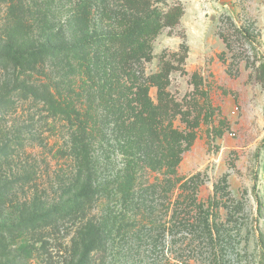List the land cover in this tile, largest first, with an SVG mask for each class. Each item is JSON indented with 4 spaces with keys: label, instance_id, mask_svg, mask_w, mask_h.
<instances>
[{
    "label": "rangeland",
    "instance_id": "374dc122",
    "mask_svg": "<svg viewBox=\"0 0 264 264\" xmlns=\"http://www.w3.org/2000/svg\"><path fill=\"white\" fill-rule=\"evenodd\" d=\"M137 1L140 9L126 0H0V44L14 30L42 54L28 75L0 65V264H74L87 221L105 243L91 264H263L264 0ZM178 2L179 24L161 30L149 57L123 76L147 86L153 105L151 81L165 83L155 123L180 132L172 165L156 143L162 132H139L119 97L99 89L96 66V82L87 78L74 16L84 12L88 33L104 35V11L142 16ZM23 81L45 84L52 100L69 102L67 111L26 92ZM77 140L87 145L88 167L79 166ZM128 159L137 172L127 187ZM81 184L87 209L56 213Z\"/></svg>",
    "mask_w": 264,
    "mask_h": 264
},
{
    "label": "trees",
    "instance_id": "16d2710c",
    "mask_svg": "<svg viewBox=\"0 0 264 264\" xmlns=\"http://www.w3.org/2000/svg\"><path fill=\"white\" fill-rule=\"evenodd\" d=\"M126 1L129 4H133L134 9L136 7V9H140L139 1L136 3V0ZM145 11V14L142 16L127 12V14L120 13L121 15L117 14L113 16L109 11H104L102 16L105 17L108 26L104 35L89 34L86 30L88 16L84 12L80 13L78 11L74 16L77 40V45L74 46V49L75 54L84 62L83 71L86 73L87 78H93V81L96 82V76L94 74V68L96 66V73L99 74V89L110 98L119 97V100H121L119 102L121 114L127 112L126 109H128L136 117V121H133V123L141 122L140 126L136 127L139 132H143L144 128L146 129L144 131L149 136L159 135L156 131L158 133L162 132L159 139H156L157 146L165 147V150L170 155V157L167 155L166 157L174 165L179 160L177 148H180V144L176 136L180 132L176 129H170L169 132L160 128L158 123H155L157 116L160 115V108L164 106L162 101L166 95L164 91L165 83L163 81H151L158 86V104L153 105L147 97V86L137 84L134 81L129 86L123 81L125 80L123 76L132 77L131 62L139 60L140 58L147 59L149 57L152 42L161 30L168 28L171 31L179 24L180 18L183 15V6L178 2L168 6L165 10L154 7ZM20 20L17 18L15 24L22 27ZM21 34L13 30L12 34L9 32L8 38L0 44V65L14 64L19 68V73L28 75L27 72L35 70L41 62V48L31 47L25 40V36ZM92 51L97 56L96 61L93 59L91 63L89 62V56ZM259 68L264 70V62L259 64ZM130 81L126 79V82ZM23 84V89L26 92L38 96L44 101L52 102L57 107H61L62 110L64 109L65 112L67 111L69 102L65 101V99L61 100V102L56 99L52 100L53 94L45 88L47 87L45 84L38 86L30 82L28 83V81H23ZM132 88L136 89L133 97ZM146 121L148 122L146 123ZM140 128L143 129L141 130ZM123 129L125 132H129V129L132 128L125 126ZM165 139L166 141H164ZM141 144L142 146L140 145L139 147H146L149 143L143 142ZM73 146L77 149L76 153L78 158L81 159L78 162L79 166L82 167L84 162H86V166L88 167L87 145L77 140ZM135 146H138L137 143ZM121 148L124 155L128 156L132 154L130 142L126 141ZM168 160L165 159V162ZM136 164L131 159L126 161L123 168L125 175L123 177L124 186L126 185L128 187L134 182L131 179H133L135 172H137L135 171ZM168 165L170 164L168 163ZM88 190L89 188L87 186L81 184L70 197L64 199L57 205L55 212L58 214H71L73 216L82 214L90 202ZM103 239L97 231L91 229V223L88 221L85 222L81 226L80 231H78L77 238L74 242V248H76L75 250L77 252L74 264H91L90 253L94 250L104 249L105 243ZM258 241L260 258L264 264V233H259Z\"/></svg>",
    "mask_w": 264,
    "mask_h": 264
}]
</instances>
